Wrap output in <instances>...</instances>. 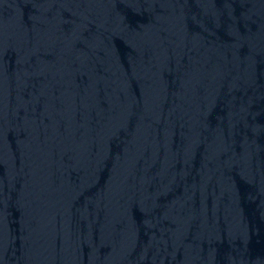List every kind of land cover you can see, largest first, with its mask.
<instances>
[{
	"label": "water",
	"instance_id": "1",
	"mask_svg": "<svg viewBox=\"0 0 264 264\" xmlns=\"http://www.w3.org/2000/svg\"><path fill=\"white\" fill-rule=\"evenodd\" d=\"M0 264H264V0H0Z\"/></svg>",
	"mask_w": 264,
	"mask_h": 264
}]
</instances>
